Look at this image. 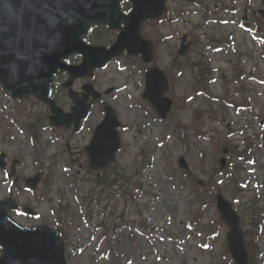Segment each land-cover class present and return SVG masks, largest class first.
Returning <instances> with one entry per match:
<instances>
[{
	"label": "rangeland",
	"instance_id": "1",
	"mask_svg": "<svg viewBox=\"0 0 264 264\" xmlns=\"http://www.w3.org/2000/svg\"><path fill=\"white\" fill-rule=\"evenodd\" d=\"M167 1L171 11L168 20L146 25V31L155 37L159 31L166 36L167 42L154 50L156 64L171 74L179 72L173 83L170 81L168 92V96L177 98L171 107L172 119L157 120L152 107L141 98L145 66L138 59L131 62L124 55L95 71L91 80L80 78L73 85L77 91H81L86 81L100 91L113 87V92L102 98L113 106L127 129L118 130L122 149L116 156L119 165L128 171L136 170V178L142 184L133 197L96 193L100 188H94L96 194L90 196L93 180H87L92 177L86 174L88 157L83 145L90 140V128L102 117L101 102L93 105L81 132L70 135L66 130L51 127L47 119L37 129L30 124L29 127L28 123L38 116L48 115L47 107L31 98L23 102L9 101L10 97L0 92V151L6 153L9 163L11 159L20 160L15 169L19 181L41 173L40 184L28 192L4 182L5 174L0 169V198L10 196L19 203L31 205L38 217L14 216L27 225L41 222L56 225L52 209L59 210L67 237L68 264H232L221 253L220 241L227 232L224 223L218 226L221 236L212 249L201 242L200 223L187 227L188 220L198 210L197 200L190 193L194 186L189 179L192 175L203 186H213L212 200L218 192L232 200L233 185L225 175L220 181L215 182L216 174L213 181L208 180L222 157L218 147L229 141L238 144L253 133L264 137V118L260 120L264 114V42L260 32H252L259 24L258 19H262L258 11L264 6L262 0H202L203 5L188 4L185 0ZM221 17L228 22L221 23ZM238 23L252 30L245 33ZM93 33L101 34L98 30ZM184 33L196 45L191 43L183 60L209 62L214 71L209 85L212 95L238 102L244 100L247 108L238 110V106L207 99L195 90L194 70L187 64L179 70L170 69L169 60ZM239 61L250 72L243 80L247 90L244 94H235V83L230 78ZM55 100L64 111H69L71 102L62 87L57 89ZM175 123L184 125V132L177 131ZM227 126L231 132L229 138ZM198 132H204L205 137L199 138ZM210 136L212 139H208ZM249 150L246 160L231 157L237 162V172L249 184L232 206L240 218L260 210L258 217H262L263 225L258 245L264 249V146L255 145ZM180 156H184L190 175L185 176L187 170L177 165ZM229 160L227 155L226 162ZM142 165L146 169L140 172ZM220 169L226 167L216 171ZM46 183L50 185L47 187ZM256 196L257 202L252 204ZM212 197L208 196L205 201L209 202ZM200 215L203 228L210 219L218 218L215 202L209 203ZM242 219L244 231L247 219L243 223ZM249 243H253L251 238ZM260 258L264 264V255Z\"/></svg>",
	"mask_w": 264,
	"mask_h": 264
},
{
	"label": "water",
	"instance_id": "2",
	"mask_svg": "<svg viewBox=\"0 0 264 264\" xmlns=\"http://www.w3.org/2000/svg\"><path fill=\"white\" fill-rule=\"evenodd\" d=\"M159 2L162 7L163 0H134L137 12L133 10L125 17L126 24L121 29L119 39L111 49L107 50L103 47L88 49L80 40L81 33L93 22H108L111 27L118 23L117 20H109L110 6L105 5V0H0V82L14 95L26 96L34 93L53 105L49 99L52 82L50 79L57 67H62V57L73 51L81 52L84 56L82 65L91 69L102 65L117 47L127 46L134 51L140 50L145 44L140 40L139 25L145 17H155L160 13L157 8ZM116 6L117 2L113 9L116 10ZM68 20H72L73 24L69 26ZM153 74L160 78L162 84L157 93L159 98L167 86L161 73L154 71ZM154 80H148L147 83V87L152 90L155 89ZM169 103L168 100L164 111L168 110ZM81 106L82 113L76 118V122L87 113L82 103ZM52 108L57 115L56 109ZM54 116L51 117L53 122ZM108 134L109 146L102 149V139L98 137L88 147L90 164L93 168L105 167L113 160L111 154L116 146L114 145L116 134L112 130V125ZM5 205L7 206V203ZM217 207L221 212L220 217L231 227L227 240L235 264H247L241 231L238 229L239 218L224 200L221 199ZM2 226L5 232L2 230L0 234L5 239L12 238L14 230L6 222L4 225L1 224ZM17 234L22 235L25 232L17 231ZM39 236L42 249L51 256H49L52 260L50 264H65L56 234L46 230ZM22 249L23 246L16 245V252L23 251ZM9 251L14 254V251L10 249ZM6 260H8L7 255L3 264L7 263ZM8 264L23 263L19 260L17 262L9 260Z\"/></svg>",
	"mask_w": 264,
	"mask_h": 264
},
{
	"label": "trees",
	"instance_id": "3",
	"mask_svg": "<svg viewBox=\"0 0 264 264\" xmlns=\"http://www.w3.org/2000/svg\"><path fill=\"white\" fill-rule=\"evenodd\" d=\"M121 179H123L121 176H118V177L116 176V177L113 178L111 184H118L119 185V189H121V194H124L126 192V189H123V183H119V180H121ZM129 179H131V178H129ZM103 183H106V181H103Z\"/></svg>",
	"mask_w": 264,
	"mask_h": 264
}]
</instances>
